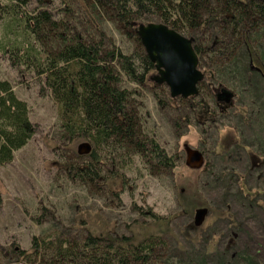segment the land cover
I'll return each instance as SVG.
<instances>
[{
	"label": "rangeland",
	"instance_id": "obj_1",
	"mask_svg": "<svg viewBox=\"0 0 264 264\" xmlns=\"http://www.w3.org/2000/svg\"><path fill=\"white\" fill-rule=\"evenodd\" d=\"M12 3L19 1L0 0V12ZM22 9H47L61 18L65 14L77 30L90 32L97 26L122 51L132 48L87 0H27ZM216 32L211 28L197 36L205 54L197 66L203 81L197 84L196 100L205 103L207 120L195 119L181 98L170 99L164 85L148 81L136 89L142 131L176 156L175 169L149 173L134 160L132 169L123 171L128 178L124 186L115 179L99 191L66 174L65 168L77 158L59 140L57 106L33 75L0 55V81L8 82L26 104L35 127L12 162L0 167V264H14L11 245L27 250L32 236H113L127 234L131 226L137 238L145 233L163 238L162 264H264V23L248 34L257 59L250 69L245 46L220 49L211 43ZM22 37L21 29L0 14V43L8 49L21 45ZM212 94L228 96V103L216 101ZM82 144L73 147L77 154ZM187 150L202 155L199 168L186 165ZM85 155L80 149L79 156ZM200 208L207 213L194 227V211ZM141 209L168 220L141 219Z\"/></svg>",
	"mask_w": 264,
	"mask_h": 264
},
{
	"label": "trees",
	"instance_id": "obj_2",
	"mask_svg": "<svg viewBox=\"0 0 264 264\" xmlns=\"http://www.w3.org/2000/svg\"><path fill=\"white\" fill-rule=\"evenodd\" d=\"M18 1L5 6L0 14L6 15L25 37L21 45L8 49L0 43V55H6L11 66L19 65L23 72L33 75L55 103L59 140L78 161L65 172L71 180L96 191L107 188L115 179L124 186L128 178L123 171H130L134 160L149 173L173 171L176 166V156L168 155L152 137L144 135L140 126L136 89L148 83L154 69L136 35L139 24L161 23L191 39L197 66L205 54L197 36L211 28L217 29L212 45L235 49L242 43L247 68L257 64L248 34L264 23V0H87L132 44L128 52L97 26L81 32L69 24L65 14L61 18L47 9L27 13L22 9L27 0ZM260 73L264 75L261 69ZM126 84L132 88H126ZM212 96L228 102V97ZM197 98L198 94L180 100L195 119L207 120L209 111ZM157 103L164 104L159 99ZM34 134L26 104L15 97L8 82L0 81V167L9 165L14 153ZM79 142L90 146L84 157L73 150ZM138 215L151 223L168 220L150 209H141ZM41 218L34 219L36 224ZM145 226L143 223L141 227ZM131 227L126 228L127 234L113 236L89 232L79 239L59 233L32 236L27 250L12 244L9 254L14 264H162L166 249L163 238L152 233L137 238Z\"/></svg>",
	"mask_w": 264,
	"mask_h": 264
},
{
	"label": "water",
	"instance_id": "obj_3",
	"mask_svg": "<svg viewBox=\"0 0 264 264\" xmlns=\"http://www.w3.org/2000/svg\"><path fill=\"white\" fill-rule=\"evenodd\" d=\"M136 35L145 56L153 64L154 74L148 81L164 85L170 99L196 97L197 84L202 81L203 74L197 67L192 40L156 22L139 24ZM82 148L85 154L90 150V146L83 143L78 148V154ZM186 155L188 167L197 169L202 165V155L198 151L187 150ZM206 213L204 208L194 211V227L202 224Z\"/></svg>",
	"mask_w": 264,
	"mask_h": 264
},
{
	"label": "flooded vegetation",
	"instance_id": "obj_4",
	"mask_svg": "<svg viewBox=\"0 0 264 264\" xmlns=\"http://www.w3.org/2000/svg\"><path fill=\"white\" fill-rule=\"evenodd\" d=\"M218 101H223V100H218ZM224 102V101H223ZM228 103V102H227Z\"/></svg>",
	"mask_w": 264,
	"mask_h": 264
}]
</instances>
